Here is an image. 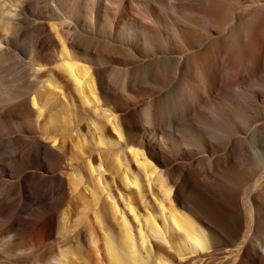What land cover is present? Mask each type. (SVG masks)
<instances>
[{"label":"bare ground","instance_id":"obj_1","mask_svg":"<svg viewBox=\"0 0 264 264\" xmlns=\"http://www.w3.org/2000/svg\"><path fill=\"white\" fill-rule=\"evenodd\" d=\"M4 62L0 264H264V0H0Z\"/></svg>","mask_w":264,"mask_h":264},{"label":"rangeland","instance_id":"obj_2","mask_svg":"<svg viewBox=\"0 0 264 264\" xmlns=\"http://www.w3.org/2000/svg\"><path fill=\"white\" fill-rule=\"evenodd\" d=\"M4 64L8 68L7 72L9 73V75L6 74L5 72H3L0 75V90H3V91L8 90L10 87L19 88V86L22 82L19 83V79H18L16 72L14 71L13 67L10 66L8 62H4ZM8 77H10L11 80ZM12 78H14V80ZM6 79H7V81L9 80L8 81L9 84L7 83ZM16 85L17 86L19 85V86L17 87ZM55 106H56L55 110L58 109L59 111H61V110L65 111V108L61 109L62 106L58 105L57 103L55 104ZM51 110H52V113H54V114L56 113L55 110H53V109H51ZM48 111L51 113L50 110H48ZM10 135H15V134L12 133V134H9L8 136H10ZM8 136L6 134V135H3V137H0V174L2 173L4 167L9 168L11 171L17 170L18 162H20L19 158L16 157L17 154H15V153L16 152L18 153L20 151L19 149L21 148V144L17 143V144L12 145V146L10 144H4L3 139L5 137H8ZM4 142L6 143V141H4ZM47 161H52V159H47ZM38 166L40 168L39 170L44 171L45 166H46L45 161H41ZM67 173H71V172L68 171ZM66 180H67V182H69L68 177L66 178ZM76 194L79 195L81 198L79 199V201H77V203L74 204V206H75L74 215H76L79 211L84 212L83 210H81L82 202L87 199L86 197L83 196V191L81 189H78ZM84 223L88 224L91 229H95L89 218H85ZM86 248H87V250L89 249L88 254L93 257V264H96L95 255H94L95 254L94 251L96 249V244L90 236L88 237V239L86 241Z\"/></svg>","mask_w":264,"mask_h":264}]
</instances>
